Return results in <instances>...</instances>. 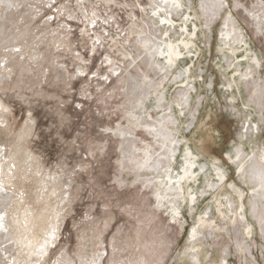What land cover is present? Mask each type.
Here are the masks:
<instances>
[{
	"label": "rangeland",
	"instance_id": "1",
	"mask_svg": "<svg viewBox=\"0 0 264 264\" xmlns=\"http://www.w3.org/2000/svg\"><path fill=\"white\" fill-rule=\"evenodd\" d=\"M0 188V264H264V0H0Z\"/></svg>",
	"mask_w": 264,
	"mask_h": 264
},
{
	"label": "bare ground",
	"instance_id": "2",
	"mask_svg": "<svg viewBox=\"0 0 264 264\" xmlns=\"http://www.w3.org/2000/svg\"><path fill=\"white\" fill-rule=\"evenodd\" d=\"M1 189V188H0ZM2 190V189H1ZM7 193V192H6ZM3 194H5V193H3ZM9 194V193H8ZM5 196V195H4ZM7 196H9V195H7ZM2 198V197H1ZM5 199H7L6 197H5ZM1 200V199H0ZM9 202V201H8ZM1 204V203H0ZM0 214H1V212H0ZM1 221V220H0ZM3 229V228H2ZM1 232H3V230L1 231ZM10 238V237H9ZM17 250V249H16ZM4 254V253H3ZM6 254V253H5ZM16 254V253H15ZM8 263V262H7ZM1 264H2V262H1Z\"/></svg>",
	"mask_w": 264,
	"mask_h": 264
}]
</instances>
